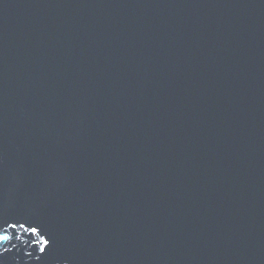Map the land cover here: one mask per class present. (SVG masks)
<instances>
[{
  "label": "water",
  "instance_id": "obj_1",
  "mask_svg": "<svg viewBox=\"0 0 264 264\" xmlns=\"http://www.w3.org/2000/svg\"><path fill=\"white\" fill-rule=\"evenodd\" d=\"M0 223V264H264V0H0Z\"/></svg>",
  "mask_w": 264,
  "mask_h": 264
},
{
  "label": "snow or ice",
  "instance_id": "obj_2",
  "mask_svg": "<svg viewBox=\"0 0 264 264\" xmlns=\"http://www.w3.org/2000/svg\"><path fill=\"white\" fill-rule=\"evenodd\" d=\"M16 226L17 225L15 223H12V224H8L7 227H5L4 223H0V247H6L5 242L10 240V236L5 234V233L8 232L9 228L15 229ZM19 227L24 229V231H26V232L28 231V229L24 227L23 223H21L19 225ZM36 231H37L36 227H31V232L32 233H35ZM42 251H43V249H42Z\"/></svg>",
  "mask_w": 264,
  "mask_h": 264
}]
</instances>
